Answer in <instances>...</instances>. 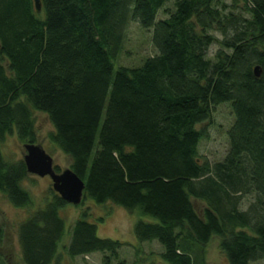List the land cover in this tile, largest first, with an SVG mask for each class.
<instances>
[{
	"label": "trees",
	"instance_id": "1",
	"mask_svg": "<svg viewBox=\"0 0 264 264\" xmlns=\"http://www.w3.org/2000/svg\"><path fill=\"white\" fill-rule=\"evenodd\" d=\"M132 21L153 28L157 52L115 68ZM222 104L234 116L229 148L211 162L199 125ZM37 111L85 182L83 199L157 219H139L134 232L164 246L165 264H206L214 235L230 264L264 259V0H0V192L18 207L32 204L28 170L2 143L14 133L37 143ZM67 204L54 191L20 222L25 264L59 263ZM87 216L67 253L101 252L112 263L124 244L100 237ZM4 234L0 223V244Z\"/></svg>",
	"mask_w": 264,
	"mask_h": 264
},
{
	"label": "rangeland",
	"instance_id": "2",
	"mask_svg": "<svg viewBox=\"0 0 264 264\" xmlns=\"http://www.w3.org/2000/svg\"><path fill=\"white\" fill-rule=\"evenodd\" d=\"M172 2L166 8L172 7ZM166 17L164 10H161L158 19ZM218 49L213 45L208 53L212 58ZM157 52L153 42V28H144L138 22H130L124 39L123 49L115 62V68L119 66L137 67L144 61L155 55ZM36 133L37 145L41 146L52 156L54 167L58 166L62 171L71 168L70 157L63 152L49 137L54 130L53 124L48 116L37 111ZM233 113L227 104L218 106L207 122L199 125L200 128L207 130V136L200 143V154L211 162L223 159L229 148L227 130L232 124ZM27 140L20 139L16 133L10 135L2 143V150L5 157L9 160L24 159L27 154ZM95 154H93L94 156ZM23 186L30 192L32 204L30 206L18 207L14 205L8 197L0 192V223L4 226L5 236L0 244V260L7 264H25L18 239V225L24 221L28 215L52 200L54 189L53 180L47 176H39L28 172L23 180ZM253 196L244 198L242 207L247 208ZM194 204L199 211L205 208L201 200L194 199ZM87 210V220L95 223L98 227V235L104 238H112L121 241L124 245L120 249V257L114 259L110 264H165L162 253L164 246L158 242H141L135 235L134 226L139 219L150 222H157V219L142 213L139 209L130 211L120 205L108 202L97 204L93 199H82L79 204L68 203L60 208V216L65 220L66 229L60 246L59 263L57 264H105L104 254L101 252L92 253L85 256L71 257L64 247L71 237V231L77 219L82 217V213ZM221 238L214 235L206 245L205 259L206 264H230L226 255L220 248ZM56 264V263H54ZM249 264H264V259L250 262Z\"/></svg>",
	"mask_w": 264,
	"mask_h": 264
},
{
	"label": "water",
	"instance_id": "3",
	"mask_svg": "<svg viewBox=\"0 0 264 264\" xmlns=\"http://www.w3.org/2000/svg\"><path fill=\"white\" fill-rule=\"evenodd\" d=\"M255 73L257 76L261 75L262 70L259 66L255 67ZM26 150L24 161L28 172L42 177L49 175L53 180V189L68 203L79 204L82 201L86 185L71 168L57 173L52 156L44 148L29 143L26 144Z\"/></svg>",
	"mask_w": 264,
	"mask_h": 264
}]
</instances>
